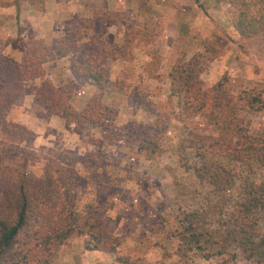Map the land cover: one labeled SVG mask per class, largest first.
Masks as SVG:
<instances>
[{
  "label": "rangeland",
  "instance_id": "obj_1",
  "mask_svg": "<svg viewBox=\"0 0 264 264\" xmlns=\"http://www.w3.org/2000/svg\"><path fill=\"white\" fill-rule=\"evenodd\" d=\"M186 3L184 14L192 19L181 30L184 45L180 43L176 47L178 57L188 60L196 52L214 56L202 74L205 87L228 79L234 92L257 88L264 98L263 37L238 33L231 22L234 12L226 3L201 0L203 7L194 0ZM132 32L139 34L136 30ZM158 34L150 33L148 38L153 39ZM32 39L36 38L22 39L20 44L15 42L24 49L23 58L18 62L23 61ZM102 48L108 50L106 43L97 40V49ZM166 48L170 50L168 45ZM164 49L159 43L152 46L153 66L160 63V58L168 56ZM0 52L3 54L2 49ZM134 64L127 59L116 86L127 92L125 109L129 112L109 105L118 109L116 119L93 123L83 110L74 108L67 119L72 132L60 130L48 142L40 136L37 144V133L27 125L24 126L30 132L18 144L8 142L0 127V168L43 177L47 169L56 167L59 153L69 152L77 172L78 209L84 211L91 203L107 208L116 233L123 239L121 253L143 258L149 264H255L236 245L212 246L210 240L199 233L214 235L225 229L221 218L227 217L249 180L264 178V167L251 176L244 165L232 163L228 170L235 172L237 182L232 191L225 193L216 191L206 178L198 177L188 165L206 166L225 149L215 144L217 128L209 126L201 113H189L183 95L172 91L167 95V77L144 78L134 73ZM44 72L46 75L45 68ZM46 79L52 80L47 77L44 81ZM32 81L24 82L25 93L12 106L7 116L9 122L21 124L15 121L17 106L24 102L26 92L34 91L35 96L44 83L35 89ZM82 92L88 94L87 86ZM34 103L45 111L42 115L50 116L44 104H37L35 99ZM37 112L40 114L39 110ZM240 112L252 132L264 133L263 112ZM46 132L51 133V130ZM187 214H197L193 216L194 225ZM261 232L264 233V221ZM66 245L68 248V243Z\"/></svg>",
  "mask_w": 264,
  "mask_h": 264
},
{
  "label": "trees",
  "instance_id": "obj_2",
  "mask_svg": "<svg viewBox=\"0 0 264 264\" xmlns=\"http://www.w3.org/2000/svg\"><path fill=\"white\" fill-rule=\"evenodd\" d=\"M21 1L0 0V7L15 5L19 8ZM29 1L39 8H43L45 2ZM194 1L203 7L201 0ZM214 2L230 6L234 12L231 22L242 36L261 35L264 50V0ZM102 17L117 20L113 14ZM91 24V20L79 19L66 25L63 36L52 45L41 39L30 40L21 62L0 52V127L8 142L18 144L30 132L22 124L9 122L7 116L15 101L24 95V82L45 75L43 65L46 62L69 57L79 81L92 82L102 91L117 86L110 82L106 61L113 50H99L94 41H84ZM101 52L105 54L100 56ZM206 56L205 52H196L189 60L178 57L169 75L172 93L183 95L189 113H201L209 126L217 128L215 144L225 148L206 166L187 165L198 177L206 178L214 185L216 191L225 193L232 191L237 182L235 172L228 170L232 163L244 165L251 176L264 167V133L252 132L240 112L264 113V98L257 88L234 92L228 79L205 87L202 74L207 69V62L214 57ZM79 81L64 80L55 85L46 79L35 93V102L44 104L48 115L68 119L74 112L71 100L81 86ZM83 113L96 123L115 120L118 109L95 96L87 102ZM56 164L55 168L47 169L43 177L0 168V264H56L60 247L81 236L88 237L87 245L92 244V249L114 253L120 264H149L143 258L121 253L123 239L116 233L106 207L91 203L84 211L78 209L77 172L69 152L59 153ZM232 206L227 217L221 218L225 229L214 235L202 231L199 234L206 236L212 246L220 244L225 248L234 244L255 264H264V233L261 232L264 178L249 180ZM195 215H186L193 225Z\"/></svg>",
  "mask_w": 264,
  "mask_h": 264
},
{
  "label": "crops",
  "instance_id": "obj_3",
  "mask_svg": "<svg viewBox=\"0 0 264 264\" xmlns=\"http://www.w3.org/2000/svg\"><path fill=\"white\" fill-rule=\"evenodd\" d=\"M189 1L45 0L44 8H38L29 0H22L19 8L15 5L0 7V49L3 54L19 61L23 58L24 49L18 44L15 45L16 41L20 44L22 39L32 37L52 45L63 36L66 25L75 20L88 19L92 21V24L84 41L92 40L97 44L98 40V42L106 43L109 50H113V53L106 58L112 84L117 83L129 58L135 63L133 68L137 75H143L144 78L149 79L154 78L153 80L167 77L169 80L167 95H170L172 86L169 74L178 58L176 47H179L180 43L183 44L181 30L192 19L190 15L184 14L187 7L185 4L187 5L186 2ZM104 14H113L117 20H108L102 17ZM134 30L140 35L133 33ZM155 32H159L157 37L149 39L150 33ZM158 43L164 45L168 56L162 55L160 63L153 66L151 49ZM167 45L170 50H167ZM169 62L173 63L170 64V68H167ZM44 68L47 74L31 82L35 89L47 77H50L55 85L62 84L64 80L79 81L69 57L47 62ZM79 82L81 84L78 90L80 95L75 93L71 100L75 110H83L89 100L100 95L108 105L129 112L125 109L128 101L127 92L118 90L117 87L102 91L92 82ZM84 86H87L88 94L82 92ZM165 91L164 88L163 92ZM33 92H26L24 102L17 106L15 121L27 125L37 133L35 143L39 142L40 136L47 142L51 141L50 137L60 130L72 132L69 120L60 116L45 117L42 115L45 111L34 103ZM119 115L121 116L122 113ZM47 130H51V133L46 132ZM88 240L85 236L74 237L68 242L70 248L64 244L56 264H120L116 261L114 253L92 249V244L87 245Z\"/></svg>",
  "mask_w": 264,
  "mask_h": 264
}]
</instances>
